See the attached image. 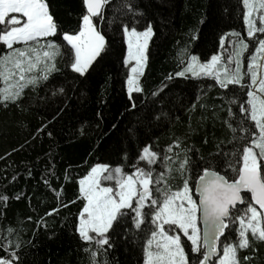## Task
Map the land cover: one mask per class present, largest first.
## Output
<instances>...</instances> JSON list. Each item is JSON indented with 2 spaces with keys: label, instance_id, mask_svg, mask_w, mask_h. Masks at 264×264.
I'll use <instances>...</instances> for the list:
<instances>
[{
  "label": "trees",
  "instance_id": "obj_1",
  "mask_svg": "<svg viewBox=\"0 0 264 264\" xmlns=\"http://www.w3.org/2000/svg\"><path fill=\"white\" fill-rule=\"evenodd\" d=\"M46 2L58 24L57 35L50 39L60 43V31L78 28L86 11L83 0ZM131 3L136 12L124 8L123 0H109L105 6L98 27L106 36V50L86 77L66 66V56H58V71L49 81L35 89L26 88L15 104L5 107L0 103V195L8 197L0 201V257L15 250L18 264H92L86 249L94 246L79 237L76 227L83 206L78 180L95 163H125L127 171L146 142L163 154L177 137L191 149L188 155L194 162L233 150L232 133L224 123L231 119L225 97L232 92L219 88L212 78L177 77L175 73L183 67L181 49L204 62L221 50V36L245 33L242 0ZM148 22L154 35L141 77L143 92L133 95L136 107L131 108L122 66L126 43L121 25L143 29ZM169 75L171 81L166 80ZM163 84H167L163 91L151 95ZM61 86L65 93L53 95ZM243 92L237 89L235 94L239 97ZM232 107L236 111V106ZM247 124L251 126V122ZM175 151L184 154L181 149ZM125 152L133 158L130 162L123 161ZM9 241L20 247H9ZM111 243V247L105 246L106 251L100 250L97 264H143V233L129 225L128 231L117 229ZM239 255L241 264H264V242L255 241L254 248L240 250ZM244 256L251 260L243 261Z\"/></svg>",
  "mask_w": 264,
  "mask_h": 264
},
{
  "label": "snow or ice",
  "instance_id": "obj_2",
  "mask_svg": "<svg viewBox=\"0 0 264 264\" xmlns=\"http://www.w3.org/2000/svg\"><path fill=\"white\" fill-rule=\"evenodd\" d=\"M108 3L109 0H83L86 11L78 28L60 31L58 43L50 39L57 35L58 24L46 0H0V103L5 107L15 104L26 88L35 89L49 81L58 71V56H66V66L86 77L106 50V36L98 23L103 21ZM242 6L247 37L255 38L247 70H243L242 57L249 44L233 32L236 39L228 41L231 50L227 55L217 52L201 62L195 54L181 49L183 67L175 73L177 77H211L219 88L232 92L225 97L231 119L224 123L232 133L233 150L194 162L188 155L191 149L177 137L163 154L146 142L127 171L125 163L98 162L91 166L78 180V198H82L83 206L76 231L83 241L94 246L86 249L92 264H97L101 249L112 246L113 233L117 229L128 231L129 225L145 237L143 264H241L240 250L254 248L255 241L264 242V63L258 62L264 58V38L257 36L264 34V0H242ZM123 7L129 12L137 11L131 0H123ZM121 30L126 43L122 59L125 85L130 107L135 108L133 95L143 92L141 77L154 30L151 22L142 30L123 23ZM225 39L226 36L220 38L222 50ZM172 79V75L166 77ZM230 85L236 88L230 89ZM166 87L163 84L151 95L156 96ZM237 89L246 92L238 97ZM57 93L63 95L64 87L53 91V95ZM175 149H181L183 156ZM132 159L127 152L123 154V161ZM172 180L178 183H170ZM7 199L0 195V201ZM8 232L11 234L13 229ZM8 246L18 249L20 244L9 241ZM250 260L249 256L243 257L245 262ZM19 261L15 250L0 257V264Z\"/></svg>",
  "mask_w": 264,
  "mask_h": 264
},
{
  "label": "rangeland",
  "instance_id": "obj_3",
  "mask_svg": "<svg viewBox=\"0 0 264 264\" xmlns=\"http://www.w3.org/2000/svg\"><path fill=\"white\" fill-rule=\"evenodd\" d=\"M138 30H142V29H138ZM232 34V33H231ZM240 36L242 38H244L246 40V42H248L249 44V48L244 52L243 54V57H242V61H243V70H247V65H248V58L250 55L253 54L254 52V48H255V38H250V37H247V33L245 31V33H239ZM257 36L258 37H261V38H264V34H260V33H257ZM152 38V37H151ZM236 37L231 35V37H226L225 39V46H224V50H220L219 52L221 51H224L225 52V55H227V51H230L231 50V44L228 42L229 40H235ZM151 41V39H150ZM150 41H149V44H150ZM149 46V45H148ZM226 50V51H225ZM202 62V61H201ZM260 63H264V58H260L259 61ZM259 75V73H258ZM207 78H211V77H207ZM161 168L157 169V171H160Z\"/></svg>",
  "mask_w": 264,
  "mask_h": 264
},
{
  "label": "water",
  "instance_id": "obj_4",
  "mask_svg": "<svg viewBox=\"0 0 264 264\" xmlns=\"http://www.w3.org/2000/svg\"><path fill=\"white\" fill-rule=\"evenodd\" d=\"M105 9V8H104ZM196 197L198 198V194H196ZM201 226H202V224H201ZM223 239V237H221V240Z\"/></svg>",
  "mask_w": 264,
  "mask_h": 264
}]
</instances>
